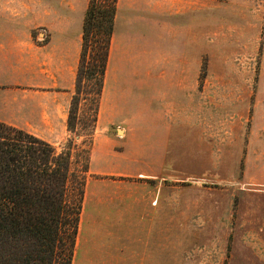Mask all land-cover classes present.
Listing matches in <instances>:
<instances>
[{
  "label": "rangeland",
  "instance_id": "obj_1",
  "mask_svg": "<svg viewBox=\"0 0 264 264\" xmlns=\"http://www.w3.org/2000/svg\"><path fill=\"white\" fill-rule=\"evenodd\" d=\"M89 1L0 0L44 42L66 16L71 96L52 98L49 122L14 115L70 152V264H264V0H116L99 97L86 74L76 85Z\"/></svg>",
  "mask_w": 264,
  "mask_h": 264
},
{
  "label": "trees",
  "instance_id": "obj_2",
  "mask_svg": "<svg viewBox=\"0 0 264 264\" xmlns=\"http://www.w3.org/2000/svg\"><path fill=\"white\" fill-rule=\"evenodd\" d=\"M115 1L90 0L82 22L76 85L77 76L79 80L86 74L97 81L98 97ZM93 30L101 38L93 37V61L86 66ZM76 94L77 90L72 99ZM75 111H69L68 130L73 129ZM71 175L69 150H57L42 138L0 121V264H70L80 210L79 203L67 198Z\"/></svg>",
  "mask_w": 264,
  "mask_h": 264
},
{
  "label": "crops",
  "instance_id": "obj_3",
  "mask_svg": "<svg viewBox=\"0 0 264 264\" xmlns=\"http://www.w3.org/2000/svg\"><path fill=\"white\" fill-rule=\"evenodd\" d=\"M45 18L51 22V15ZM28 21L29 18L25 15L13 14L10 11L0 12V121L22 129V122L26 120L15 117L14 114L28 112L35 121L37 118L41 121L48 117L49 122L51 116H43V113L49 114L53 104L59 105V101L52 102V98L71 96L75 83V66L70 67L69 71L67 67L66 16L61 17L59 14L54 23L47 25L51 35L46 42L43 37L37 40L31 36L30 31L39 23L29 25ZM134 117L133 121L137 123L136 115ZM144 149L129 154L125 160L143 155ZM101 153L102 150L97 148V157ZM150 160L157 162L155 157ZM112 170L124 176L155 175L153 168H140L136 171L126 168ZM112 170L108 169L102 173H113Z\"/></svg>",
  "mask_w": 264,
  "mask_h": 264
},
{
  "label": "water",
  "instance_id": "obj_4",
  "mask_svg": "<svg viewBox=\"0 0 264 264\" xmlns=\"http://www.w3.org/2000/svg\"><path fill=\"white\" fill-rule=\"evenodd\" d=\"M121 131V128H118V132H120Z\"/></svg>",
  "mask_w": 264,
  "mask_h": 264
},
{
  "label": "bare ground",
  "instance_id": "obj_5",
  "mask_svg": "<svg viewBox=\"0 0 264 264\" xmlns=\"http://www.w3.org/2000/svg\"><path fill=\"white\" fill-rule=\"evenodd\" d=\"M121 132V131H120Z\"/></svg>",
  "mask_w": 264,
  "mask_h": 264
}]
</instances>
